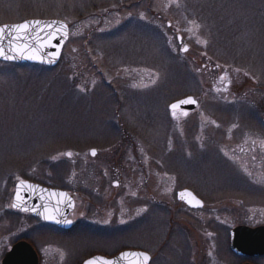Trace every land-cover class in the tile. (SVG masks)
Segmentation results:
<instances>
[{
  "label": "rangeland",
  "instance_id": "rangeland-1",
  "mask_svg": "<svg viewBox=\"0 0 264 264\" xmlns=\"http://www.w3.org/2000/svg\"><path fill=\"white\" fill-rule=\"evenodd\" d=\"M114 8L97 30L92 14ZM150 9L144 29L135 20L145 16L144 0H0V26L60 20L71 27L57 67L0 63L1 253L26 239L41 264H56L60 249L66 259L57 264L131 248L157 255L156 264L244 263L226 238L241 225L264 226V144L248 131L249 103L210 101L221 74L264 78L257 76L264 75V0H150ZM179 33L188 54L177 49ZM185 96L202 109L172 119L169 106ZM20 181L69 191L74 218L91 223L69 238L47 232L12 209ZM182 182L195 184L208 207L179 210Z\"/></svg>",
  "mask_w": 264,
  "mask_h": 264
},
{
  "label": "water",
  "instance_id": "water-1",
  "mask_svg": "<svg viewBox=\"0 0 264 264\" xmlns=\"http://www.w3.org/2000/svg\"><path fill=\"white\" fill-rule=\"evenodd\" d=\"M36 21H39L40 24L37 25ZM27 22H32V27L27 32V38L23 42L14 41L11 48L9 47V41L13 40L16 35L11 26L17 24L0 26H9L6 33L8 38L4 42V48L6 55L15 56V59H4L0 56V62L25 66L37 65L50 69L57 67L61 61L63 49L69 40L68 25L60 20H28ZM48 25H51V27H48ZM9 33L11 35H8ZM31 56L37 58H27ZM173 105L175 107H172ZM197 105L198 103L194 98L188 97L170 105L169 110L171 112L178 109L194 111ZM93 152H95L94 155ZM96 154L95 150L90 152L92 157H95ZM17 194L20 199H17ZM177 198L191 208L198 209L203 207V203L189 191L178 193ZM74 207L75 202L73 198L65 191L46 188L28 181H20L15 186L12 209L31 214L45 223L56 224L62 228L68 227L71 222L67 221V217L74 210ZM45 215L53 217V219H45ZM22 249L34 253L27 243H19L8 254L6 260L10 261L14 259L15 256L21 253ZM231 251L237 257L245 259L264 257V226L257 228L240 226L232 230ZM126 253L145 252L128 250L121 252L113 258L94 256L85 261L84 264H87L89 261L93 262V264H105V261H111L113 264H144L139 256L125 255ZM150 260L147 264L150 263ZM34 262L35 264L37 263V258Z\"/></svg>",
  "mask_w": 264,
  "mask_h": 264
},
{
  "label": "flooded vegetation",
  "instance_id": "flooded-vegetation-1",
  "mask_svg": "<svg viewBox=\"0 0 264 264\" xmlns=\"http://www.w3.org/2000/svg\"><path fill=\"white\" fill-rule=\"evenodd\" d=\"M145 1V16L144 18H141L139 16L135 17V20H137L138 23H140L144 29L149 28L150 27V23H151V9H150V0H144ZM112 15V17L119 12L118 9L114 8L110 11H108L106 13V15H97V14H92L93 17H97L99 24L97 25V30H99L103 24H104V20L107 17V15H110V13ZM91 15V16H92ZM89 17V16H88ZM131 19V18H130ZM129 20H127L126 22H128ZM264 25V22H263ZM112 31H116L117 28H119V25H117L116 23L112 25ZM69 27V26H68ZM140 27V25L138 26ZM93 31L89 32L87 34V44L86 47H88L89 43L91 42V36ZM70 34H71V27H69V38H70ZM185 37L183 34L179 33L176 35V42H177V49L180 51V53L182 55L188 54L189 52V47L187 46V44L185 43ZM185 49H187V51H185ZM90 51V50H89ZM62 57H63V53H62ZM61 57V60H62ZM208 59V58H207ZM263 62L264 65V58L261 60ZM61 62V61H60ZM261 62V63H262ZM60 64V63H59ZM201 63L197 62V65L199 66ZM208 64V65H207ZM95 66V65H94ZM208 67V70H217L218 67L216 68H212V66L207 62H204L201 64V69H206ZM97 68V67H95ZM264 74V73H263ZM240 75V77H238ZM249 74H247L246 71H239L237 70L234 75L231 77L229 74H221L219 77V81L218 84L216 86L212 87V92L214 93L213 95V100H211L210 102H218L221 105H228L230 108L231 107H243V102L245 103H249V108L251 111L249 112L250 117L248 119L249 124L251 125L250 127H248V131H250L251 133H256L257 135H260L261 140L263 141L262 143L264 144V78L262 80H260L259 82L257 81L256 83H249L248 81V76ZM257 76L263 77L264 75L257 73ZM250 89L252 91L255 92V95H251L248 96V94H245L247 89ZM188 97H192V96H185L180 98L179 100H177L176 102L182 101ZM193 98V97H192ZM195 99V98H194ZM196 100V99H195ZM199 101H197L198 105L197 108L194 111H187L185 109H178L177 111L174 112H170V116L172 119L177 120V121H182V120H186L189 117H192L195 113H197L198 111H200L203 107L201 100L198 99ZM174 102V103H176ZM254 107V108H253ZM244 108V107H243ZM247 115V116H249ZM234 122L236 121V119H232ZM238 124V123H237ZM125 128V127H124ZM243 131H247V129H244ZM124 133V131L122 132ZM146 178V180L144 181L145 184L148 183L147 180V175H145L144 179ZM188 183V184H187ZM183 183L180 185L181 187L179 188V190L176 192V201L178 203V208L179 210H182L183 212L187 213V214H193L195 212H200L202 210H204L205 208L208 207V205L206 204V202L201 198V194L198 193V190L194 187L195 184L193 183ZM114 188L119 187V184L117 182H114L113 184ZM83 185L80 183L79 187L81 188ZM48 188V187H47ZM50 188V187H49ZM50 189H56V190H61V191H65L66 193H68L74 200L75 202V207L74 210L69 213L68 217H67V221H70L71 223L68 225V227L66 228H62L59 227L56 224H50V223H45L43 221H41L39 218L34 217L30 214L27 213H22V212H18L19 214H26V215H30L33 217V219H35L37 221V225L44 228L47 232H52L54 233V235L58 236V237H62V238H69L70 236H72L74 233L79 231V228L81 225L85 224V223H91L88 222L87 219H85V217L83 216V214L81 215L80 218L75 219L74 215H75V211H76V200L74 198V195H72L69 191L60 189V188H50ZM183 191H189L191 193H193V195H195L202 203H203V207L202 208H198V209H194L189 207L186 203H184L183 201H179L177 198L178 193H181ZM147 193L150 195H152V191H151V187L147 186ZM151 203L145 204L143 206L149 205ZM17 212V211H15ZM139 216V215H138ZM137 216H133L132 221L136 218ZM117 221V219H116ZM171 224L173 225V221H170ZM110 223L106 224L109 225ZM92 225V224H91ZM113 225V224H111ZM117 225V224H115ZM119 225V224H118ZM174 226V225H173ZM244 226V225H241ZM240 227V226H238ZM249 227V226H246ZM260 227V226H258ZM237 228V227H236ZM253 228V227H250ZM257 228V227H254ZM183 229H187V228H183ZM235 229V228H234ZM232 229V230H234ZM232 230H230L229 232V237L226 238V241L228 242V247H229V251L232 253L231 251V232ZM189 231V230H188ZM191 232V230H190ZM189 232V236L188 239L189 241L193 238V236L190 234ZM19 243H27L33 250L34 253L29 252L26 249H22L21 253L17 256H15L14 259L7 261V256L8 254L12 251V249L18 245ZM191 243V241H190ZM196 245V248H199V243H192L191 244V249L194 248V246ZM131 251H142V250H136V249H129ZM2 253L0 252V264H35V259L37 258V263L36 264H41V254L38 252V250L36 249V247L28 240L26 239H19L16 242L12 243L9 246H6V248H4L3 250H1ZM124 251H128V250H123L120 251L118 253H115L111 256L106 255V254H94L91 256H87L84 260L80 261L79 264H84L85 261H87L88 259L94 257V256H103V257H107V258H113L115 256H117L118 254H120L121 252ZM147 253L151 260L149 264H156V260H157V255H151L149 254V251H142ZM59 254H56L58 256V259L54 260V262H56V264L60 261H65L66 259V254H61L64 253V250H58ZM103 253V252H102ZM233 254V253H232ZM235 256V255H234ZM236 258H239L237 256H235ZM264 257H260V258H255V259H245V258H239L241 260L244 261V263L242 264H254L252 263L253 261H256L258 259H263ZM192 264H195V262H193L192 260Z\"/></svg>",
  "mask_w": 264,
  "mask_h": 264
},
{
  "label": "snow or ice",
  "instance_id": "snow-or-ice-1",
  "mask_svg": "<svg viewBox=\"0 0 264 264\" xmlns=\"http://www.w3.org/2000/svg\"><path fill=\"white\" fill-rule=\"evenodd\" d=\"M35 23L37 25L40 24L39 21H36ZM8 27L9 26L0 27V56H2L4 59H15V56L6 55V53H5L4 42L8 38V36L6 35ZM11 27L14 29L16 35L14 36L13 40L9 41V47L10 48H11L14 41L23 42L27 38V32L32 27V22L26 21L24 23L17 24V25L11 26ZM48 27H51V25H48ZM8 35H11V34L9 33ZM185 51H187V49H185ZM27 58L36 59L37 57L31 56V57H27ZM172 107H175V105H173ZM94 154H95V152H93V155ZM17 199H20L18 194H17ZM44 218L45 219H53V217H50L47 215H45ZM125 255L139 256L142 259V261L144 262V264H147V262L150 260V257L146 253H131V254L126 253ZM87 264H93V262L89 261V262H87ZM105 264H113V262L105 261Z\"/></svg>",
  "mask_w": 264,
  "mask_h": 264
}]
</instances>
